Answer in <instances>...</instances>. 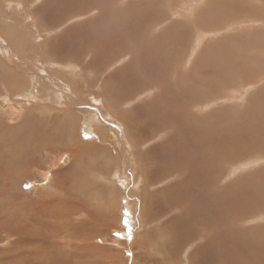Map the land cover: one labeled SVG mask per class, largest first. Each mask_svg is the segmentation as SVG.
Returning <instances> with one entry per match:
<instances>
[{
	"label": "bare ground",
	"instance_id": "bare-ground-1",
	"mask_svg": "<svg viewBox=\"0 0 264 264\" xmlns=\"http://www.w3.org/2000/svg\"><path fill=\"white\" fill-rule=\"evenodd\" d=\"M34 1L35 0H0V22L2 21L0 23V64H4L1 65L0 68V97L5 93L7 97L6 100H11L14 99L13 97L17 94L19 99H22V97L24 98L23 101L21 100L22 102L18 100L19 104H24L27 101L29 102V100L33 98L36 103L45 99L53 102L61 101L62 99L55 95L58 90H62L63 88L60 82L57 83L60 78L53 79L55 83H51H54L56 86H51L50 80L52 81V79H40V77L39 79L32 80L21 79V73H19L22 71L27 72L29 75H35V72L32 71L33 69H31V71L28 70V68L30 69L28 65L26 67L23 66L30 62L33 68V61L31 56L24 57L20 55L21 48L27 47L26 44L29 45L31 43L30 46H35V44L38 43L40 49H43L45 47L44 41L47 45L52 43L51 39H49L51 38V29H53L51 19L54 20V18H51L52 14H50L51 16L45 14L47 15L45 17L46 19L41 25V29H44L43 31L39 29V24L37 20H35V16L46 13L49 7L52 8V5L49 7L46 6V10L41 12V9L36 7L37 4L35 5L39 0H36L37 2ZM66 1L69 2L68 6L72 8V11H78V9L75 10L78 0H65V2H63L66 4ZM208 1L212 2V0H192L188 5L184 6L183 4L181 10L177 9L174 10V12H170L173 17L176 16L180 18L183 15L187 16L186 14L191 16V13L193 14V11L196 10L197 7L207 4ZM152 3L149 1L148 6ZM243 3L245 2L243 1ZM261 3H263V5L260 9L253 8L251 3H248L250 6L246 7L248 9L250 8L252 13L264 16V0H261ZM58 4L54 5L57 6ZM80 4H82V2ZM143 4L145 3L140 5L142 6ZM106 5L108 4L106 3ZM171 5H173V2H170V6ZM105 7L107 8V6ZM4 8H8L13 12L7 13ZM147 8V6L142 8V13L145 14L142 19L135 17L137 19L132 18L133 23L128 22L131 23L132 26L129 24L125 26L126 22H123L124 24L121 22L123 25L120 33H125L126 35L127 32H130L128 27L131 26L132 32L135 31L137 32L136 34H138L144 27L149 28V24L153 25L154 28L156 26L158 27V24L169 20V18H165L166 20L161 22L160 20L164 18L158 19L156 15L152 14L150 9L148 8L147 10ZM2 9H4V13ZM226 9L227 14H229L228 11L233 12L232 7ZM222 10L224 11L225 9ZM68 11H70L69 8L67 14ZM197 11H202V17L205 21L209 20L208 22H210V19L211 22L213 21L210 11L206 12V9L203 8ZM52 12L54 13L55 11L53 10ZM82 12L84 11L82 10ZM102 12L108 15L106 11ZM63 13L64 14L60 12L62 15H65L66 12ZM112 14L109 16L112 17ZM117 15L118 14L113 15L115 20ZM119 16L120 14L118 18ZM124 18L125 16L123 20ZM188 18L190 19V17ZM104 20L103 18V20H100L98 23L96 21V23L89 22L88 25L95 24L97 26H104V28L108 25L109 27L111 26V29H108V31H110L113 38L116 34L115 32L119 31V26H121L120 22H118L119 19L112 22L113 26L110 25L112 20H110V22L108 19ZM191 20L192 19H190V21ZM85 28L87 29V26L84 27V29ZM47 29H49V31H47ZM199 31L203 32L201 30ZM80 32L78 34H80ZM81 33L83 34L86 32L83 31ZM180 34L182 36L181 43L187 41L183 31L180 32ZM198 34L200 35L195 38L196 48L202 44L207 35L205 32ZM260 34L263 35L261 32ZM129 38L130 36L128 35L127 39ZM83 39L85 40V37ZM92 39H94V37L91 38V40ZM106 39H108L107 36ZM99 40H97V43ZM205 40H207V38ZM184 43L181 46L184 45L186 47V43ZM150 44L151 42L149 45ZM102 45L103 44H101V46ZM4 47H7V49L9 48V51H4ZM106 49L108 50V47L104 50ZM180 49L182 48L180 47ZM109 50H111V48ZM196 50L197 49L192 51V57H194ZM235 50L237 51V49ZM42 51L43 50H40L39 52ZM63 51L64 50H56L51 47L50 50H45V52H43L42 60L39 59V61H45L46 64L55 65L56 67L66 68L65 62L67 57L66 52L65 55L61 54ZM148 52L143 53L140 57L142 68L145 67L146 72L151 75L150 77H155L157 74L162 75L161 67L165 65V58L161 57L156 50H153L151 54ZM174 53L177 55L178 52ZM71 55H73L72 52ZM79 58L81 57L79 56ZM85 58H87L86 55ZM231 58H233V56ZM177 61L178 60H176V62ZM193 61H195L196 64V61L198 63L200 60L196 58ZM72 63L75 64L74 61ZM224 63L227 64L226 62ZM185 64L186 63L183 65ZM87 68H90V65ZM234 68L236 69V67ZM63 71L60 73H63ZM81 71L83 72L84 70ZM223 71H221V74ZM47 72H49V70H47ZM205 72V75H209L210 73L213 75L214 70L208 69ZM189 73L190 72H188V74ZM39 74L44 76L41 73ZM239 74L241 73L239 72ZM248 74L247 72L246 77ZM134 77L131 78L134 79ZM138 78H141V76ZM129 79L127 80L129 81ZM171 79L173 78L171 77ZM35 80H44L45 84L38 89L35 86ZM187 81L182 82L180 85L178 81L174 82V85H171L166 92L165 89L163 91L161 87L163 79H155V81L153 80V85L147 88L149 91H147L148 94H146V97L152 98L151 101L148 103L146 100L145 102L131 106V102H133L132 87L129 92L125 88L126 93L116 94L110 88L109 81L107 80L100 82L97 87L95 86L96 83L93 86V83L83 80L82 83H84V86L87 88L96 87L97 91H101V94H99L100 96H95L94 93L89 95V97H93L92 101H94V103H97L99 106L103 105L101 107H104L103 102H105V98H111L110 94L113 93L114 98H112L111 103L123 104L124 106L122 107L124 110L122 112L126 111L123 113V116L119 115L118 117L119 122H117L118 127L116 126V132L113 133L112 128H109V130L104 128L101 129L102 131L99 136L98 133L96 134V125L97 123L99 124L101 115L104 114L103 111H98L99 113L95 112L93 116H86L85 125L87 133L97 137V141L89 144L84 143L81 134L77 133L79 130L78 118L74 116L72 111L66 110V108L63 107L60 108L58 114L59 107H54L48 103L43 105L40 103L42 106L39 105L29 108L21 117L19 116L21 112L19 113L18 109L11 110L12 116H18H16L15 119H7L11 122L10 124H7L6 120L0 119L3 120V123H0V264H68V258H66V253L68 252L73 255L88 256V261L90 262L86 264H102L100 259L102 260L103 258L109 259L108 264H115L119 256L117 250L106 244L96 245L94 242L102 237H106V231H109L113 227L116 220V206H118L119 203H116L118 191H114L116 184L113 181L114 178H118L120 184L124 187H133L134 189L140 187L142 190L141 194L136 193L138 194V197H136L138 199L136 202H133L135 205H138L139 211L137 213L134 212L133 204L130 205L128 209L129 216L127 217L129 218L130 224L133 225V222L136 224L135 222L137 221L139 232L142 231L140 234L137 232L135 238H139L140 236L143 239L141 244L138 243L136 245L135 253L133 251L134 256L132 257L131 264H177L178 261L173 262L174 257L184 251L188 256H186V264H264V225L260 224L264 221V99H257L259 106L255 107L257 108V112L253 115L250 112H243L240 118H238L239 116L229 118L227 117L229 114L226 116V112H217L214 116L199 120L198 117L193 114V111L195 112L196 109L198 111L202 110V112L204 110L209 111L211 106L222 103V101L224 102L225 99L220 101L219 96L222 98L227 94H224V90H221L219 87H214L213 79L211 82L205 79H194V86L184 85ZM227 83L228 82L225 83V87L229 86ZM221 84L222 88H225L223 81L220 83V86ZM142 85L143 87L146 86L143 83ZM254 85L255 84L252 85V83H248L244 85L245 87H242V90L244 91L245 89L248 93V89L255 88ZM60 86L62 87L61 89ZM203 87H206L208 91H202ZM27 88L28 91H25ZM232 89L234 90L235 87L233 86ZM239 89L237 90L236 88L237 91L234 90L235 92H232L233 98L237 97V95H239L240 98L246 95V92H242V90ZM77 90L78 89H76V91ZM255 91L257 92L256 89ZM156 92L158 93L155 99ZM72 93H74V91ZM77 93L79 94V91ZM138 95L139 93L137 96ZM208 96L210 97L208 98ZM249 96L250 95H248V98ZM259 96L262 97L261 95ZM198 97L201 98L202 101H200ZM249 102L253 103L252 101ZM73 103L76 104V101ZM60 105L63 106V103H60ZM170 108L180 112L177 116L169 114L172 116H170V121H165V119L161 117L164 116V113H167L169 110L171 111ZM250 108L254 107L251 106ZM103 109H105V107ZM54 110H57L58 115H56V113L55 115L53 114V112H55ZM214 112L216 113V111ZM211 115H213V113ZM122 119L124 121V126H126V132L123 130L124 133L120 130L119 126L122 123ZM51 127L55 129V133H50V137L47 138L44 128L51 129ZM167 128L170 129L172 134L163 138L165 134H163V132H166L165 130H167ZM110 131L113 134H111ZM109 134H111V136H109ZM153 143L156 144L149 148L148 145H152ZM43 146L52 148L56 146L60 149H64L65 147V149L68 150V153L64 154L60 159L61 165H66V169L62 167L53 175V177H56V184L63 187V189L59 191V193H61V201H58L54 197L49 198L44 194H39L43 200L40 202H33L28 200V197L22 191L23 182L27 175H29L30 167L32 166V152L27 151V148L31 149ZM20 147H23V149H20ZM113 148H117L125 154L123 157L125 168H120L115 165L113 161L114 157L115 160H120L119 158H121V156H119V151H117V155H115V152L113 153ZM133 153H135V155H133ZM89 154H92V156ZM253 154H260V156L251 158ZM88 156L98 158V160H95L97 167L93 166L92 168L93 170L96 168L95 171L99 178L95 176L94 179H92L94 180L92 184L84 186L85 184L80 185V182L83 179H89V167L87 166L88 161L86 160ZM117 162L120 163L119 161ZM227 163H231L229 177L240 171L252 170L249 171V173H252L253 170H261L253 174V177L251 174L244 175V177L241 178L242 181H238V184H228L223 190L221 186L226 183L222 182L221 176L223 174V166L227 168ZM126 167L129 169H126ZM130 171L132 172L133 186H130L131 182L128 178V173ZM86 173L87 175H84ZM112 177L114 178L112 179ZM226 177L224 179H226ZM50 186L53 187L52 184ZM55 186L57 187V185H54V187ZM124 187L122 188L124 189ZM130 188L128 191L130 192L129 195L134 199L133 192H135V190ZM92 189L95 191L98 190L100 194L103 195L102 200H104V204L102 208L97 205L93 207L89 205L90 202L85 195L91 192ZM231 189H233L234 192L230 194ZM47 198L48 200L44 201V199ZM111 201L112 203L115 201L114 206L112 205L113 208L110 205ZM130 202L128 203L130 204ZM45 203L47 206H45ZM58 205L60 207H58ZM85 211L93 218L92 222H87V219L82 218L81 214ZM173 212L174 214L178 213V215L168 218L167 216H170V213ZM67 218L72 219L74 221L73 224L67 222ZM246 220H249L250 223H259L243 228L241 224ZM151 225L158 227H154V230L148 232L145 231L147 228H150ZM66 238L68 239L66 240ZM53 240H55V243L58 245H53ZM79 242L83 243L79 245L75 251L65 250L66 246L69 245L70 249H72V247H74L73 245H78ZM150 248H154L155 251L153 252ZM170 257H173L172 260Z\"/></svg>",
	"mask_w": 264,
	"mask_h": 264
},
{
	"label": "rangeland",
	"instance_id": "rangeland-1",
	"mask_svg": "<svg viewBox=\"0 0 264 264\" xmlns=\"http://www.w3.org/2000/svg\"><path fill=\"white\" fill-rule=\"evenodd\" d=\"M63 1L65 2V0H62V1L61 0L60 1L59 0H39L38 2L35 0L34 2H37V3H35V5L37 4L36 7H38V9L40 8L41 12H44L46 10L45 9L46 6L49 7L52 5V8L51 7L48 8V11L50 13L47 11L44 14H39V15L35 16V20H37V22L39 24V29L41 31H43L44 29H41V25L44 22V20L46 19L45 17L47 15H45V14H49V15L52 14V16L51 15L50 16H51V18H54V20L51 19L53 29H51V32H52V33H50L51 38H49L52 41V43L50 45H51V47H53V49L64 50L61 53L62 55H65V52H66V57H67L66 62H65L66 68L58 67V66L56 67L55 65L53 66L50 64H46L45 61L44 62L41 61L42 63L39 61V59L42 60V56L44 54L43 52H45V50H50V48H51L50 45L49 44L47 45V43H45V41H44L43 43H44L45 47L43 49H40L38 43L35 44V46H30L31 43L29 45L26 44L27 47L25 46V48H21V54L20 55L24 56V57L31 56L32 61H33L32 62L33 68L31 67L30 62L26 63L23 66L26 67L28 65L30 67V69L28 68V70L31 71V69H33L32 71L35 72V75H29L27 72H22V71L19 72V73H21V79H31L32 80V79H39V77H40V79H52V81L50 80L51 86H53L55 83L54 82L55 80H53V79H59L60 78V80L57 81V83L60 82L63 88L60 86V89L62 88V90H58V92L55 93V95L58 97H61L62 99H61V101L58 99L59 101H57V102L48 101L47 99H45L46 101L43 100V101H38L36 103V101L33 100L34 99L33 98V99L29 100V102L27 101L24 104H19L18 100L23 101L24 100L23 97H22V99L21 98L19 99L17 97V94H16L13 97L14 99L6 100L7 97H6V94L4 93L3 96L0 97V119L6 120L7 124L11 123L7 119H15L16 116H18V115L12 116L11 110L18 109L19 113L21 112L20 113L21 115L19 114V116L21 117L22 115H24L28 111L29 108L39 106V105H41L40 103H42V105L48 103L54 107H59L58 108V114H59V110L61 107L66 108V110L72 111V113H74V116H76L79 120V127H78L79 130L77 131V133L81 134V137H82V140L84 141V143L89 144L91 142L97 141V137L87 133L86 125H85L86 116H89V115L93 116V114L95 112L103 111L104 114L101 115V120H100L99 124L97 123V125H96V134L98 133V136H99L100 132L102 131L101 129H104V128H107L108 130H109V128H112L113 133L116 132V130H117L116 126L118 127L117 122H119L118 117H119V115L123 116V113L126 112V111L122 112L124 110V108L122 107V106H124L123 104L121 105V103H118V104L117 103H111L112 98H114L113 93L110 94L111 98H109V97L105 98V100H104L105 102H103L105 109H103L104 107H101L103 105L99 106L97 103H94V101H92L93 97H89V95L92 93H94L95 96H98L99 94H101V91L100 90L97 91L96 87L103 80L109 81L110 88L116 94H124V93H126V89L129 92L130 88L132 87V91H133L132 101L134 103L131 102L132 103L131 106H133V105L145 102L146 100L148 101V103H149V101H151L152 98L146 97V94H148L147 91H149L147 88H150L153 85L152 83H153V80L155 81V79H163V83H162L161 87H162L163 91L165 89L166 92L168 91V88L171 85H174V82H177V81L179 82L178 84L180 85L182 82L188 80L186 82V84H184V85L192 86L194 79L195 80L196 79H201V80L205 79L209 82H211V80L213 79L214 87L215 88L219 87L221 90H224V92L223 91L222 92L224 94H227L225 96H228V97L223 96L221 98V96H219L220 101L225 99L226 102L224 100V102L222 101V103L211 106L209 108L210 110L207 109L209 111L204 110L202 112V110L198 111L197 109L195 110V112L193 111V114H195V116H197L199 120H204V119H207L208 117L214 116L217 114V112L218 113L226 112V116H227V114H229L227 116L229 118H233L234 116H236V117L239 116L238 118H240V117H242L243 112L244 113L250 112L253 115L254 113L257 112V108H255V107L259 106L257 99H261V98L264 99V16H260V15H257L255 13H252L250 8L249 9L247 8L250 6V5H248V3H251L253 8H255V9L262 8L261 6L263 5V3H261V0H224V1L223 0H219V1L218 0H212V2L208 1L207 4H205L206 6L201 5L200 7H197L196 10H194L195 13L193 11V14L191 13V16L186 14L187 16L183 15L180 18L176 17V16L173 17L171 15L170 11L174 12V10H177V9L181 10V7L183 6V4H184V6L188 5L192 2V0H132V2H131V0H110V1L109 0H78L77 4H76V9H75V10L78 9L77 12L72 11V8L70 6H68V4H69L68 1H66V4ZM80 1L82 2V4H80L81 3ZM149 1L151 3L152 2L153 3L148 6ZM222 1H223V3H222ZM243 1L245 3H243ZM54 2H56V3H54ZM58 2H59V4H58ZM60 2H62V3H60ZM78 2H80V3H78ZM170 2H173V5L170 6ZM106 3L108 5H106ZM142 3H145V4H143L144 6L140 5ZM54 4L55 5L58 4V5L55 6ZM79 5H81V6H79ZM104 5L107 6V8ZM213 5H215V6H213ZM146 6L150 9L152 14L156 15V17L158 19L164 18L163 20H160L161 22L166 20L167 18H169V20H166L163 23L158 24L159 28L157 26L153 28V25L149 24L148 25L149 28L144 27L138 34H136L137 32H135V31L132 32L131 23H133V19H137V18L142 19V17L145 15L142 13V8H144ZM56 7H58V8H56ZM96 7H98L99 10ZM231 7L233 9V12L228 11L229 14H227L226 8H231ZM68 8L71 12L68 11V14H67ZM79 8H80L81 12L79 11ZM140 8H141V10H140ZM148 8H147V10H148ZM202 8L206 9V12L210 11L211 16L213 17L212 22H211V19H210V22H208L209 20H206L207 21L206 22L202 17V11H197V10L202 9ZM245 8H247V9H245ZM4 9H2L3 13H4ZM222 9H225L224 11L226 13ZM51 10L52 11L54 10L55 12L53 13ZM82 10L84 12H82ZM5 11H7V13L13 12V11L9 10L8 8H6ZM59 11L62 12V14H64L63 12H66L65 15H67V16L60 14ZM102 11H104V12L106 11V14H108V15H105ZM109 11H110V13H109ZM116 11L117 12L119 11V12L117 13ZM69 12H70V14H69ZM75 13H76V15H75ZM111 14H112V17L115 14H118V15L120 14V16H121V17L119 16V18H118V15H117V17H116V20L119 19L118 22H120L121 26H119L120 29H118L119 31L115 32L116 34L113 36V38H112V34L110 33V31H108V29H111V26L109 27V25L108 26L106 25L107 27L104 28V26H97L95 24L88 25L89 22L94 23L96 21L98 23V22H100V20L102 21L104 18L105 20L108 19L109 22H110V20H112L110 22L111 24L110 23L109 24L113 26L112 22H114L116 20L114 19V17L112 19V17L109 16ZM123 15L126 18V19L124 18V20H123V17H124ZM127 16H129V17H127ZM135 17H137V18H135ZM188 17H190V19H192V20L194 19L193 22H192V20L190 21V19ZM0 18H1V16H0ZM153 20H154V18H153ZM215 20H216V22H215ZM121 22L122 23L126 22L125 26H127V24L131 25L128 27V30L132 34L130 32H127L126 35H125V33L124 34L120 33V30L122 29V25L124 24V23L121 24ZM128 22H131V23H128ZM85 24H87V25H85ZM163 24H165V25H163ZM83 25H85V26H83ZM86 26H87L88 30L86 28L84 29V27H86ZM166 26H169L170 28L166 27ZM231 26H233V27H231ZM262 28H263V30H262ZM93 29H94V31H93ZM96 29H98V30H96ZM199 30H201L203 32H200ZM47 31H49V29H47ZM80 31L81 32L85 31L86 33L82 34ZM182 31H183L184 36H186L187 41H183V43L184 42L186 43V44L184 43L186 45V47L184 45L181 46L183 43H181L182 42L181 41L182 36H181L180 32H182ZM23 32H24V29H23ZM79 32H80V34H78ZM88 32H90V33H88ZM204 32H205V34H207L205 37V39L207 38V40L204 39L202 44L196 48L195 38H197L200 35L198 33H204ZM260 32L263 33V35L260 34ZM64 33H67V34H64ZM139 34H140V37H139ZM128 35L130 36L129 39H127ZM176 35H177V37H176ZM106 36L108 39H106ZM211 36H212V38H211ZM21 37H23V36H21ZM84 37H85V40L83 39ZM93 37H94V39L91 40V38H93ZM87 40H89V41H87ZM97 40H99L98 43H97ZM138 40L139 41L142 40V41H140L141 43ZM104 41H106V42H104ZM142 42H144V43H142ZM150 42H151V44L149 45ZM110 43L112 46L110 45ZM124 43H126V44L128 43L131 47L128 44L126 45ZM84 44H85V46H84ZM101 44H103L104 46L103 45L101 46ZM107 45H109V46H107ZM77 46H78V48H77ZM201 46H202V48H201ZM104 47L105 48L108 47V50L107 49L104 50L105 49ZM158 47H160V48H158ZM180 47L182 49H180ZM83 48H85V49H83ZM110 48H111V50H109ZM139 48H141L142 50ZM195 49H197V50L195 51L194 57H192L191 53ZM235 49H237V51ZM3 50L9 51V48L7 49V47H4ZM40 50H43V51L39 52ZM144 50L146 52L149 51L150 54L153 50H156L161 55V57L165 58V65H163L161 67L162 75L157 74L155 77H150L151 75L148 72H146L145 67L142 68V63H141L140 57L142 56L143 53H146ZM180 50H181V52H180ZM71 52L73 55H71ZM77 52H78V55H77ZM103 52H104L105 56L103 55ZM174 52H178L177 55H175L176 53H174ZM223 53L226 55H224ZM85 55L87 58H85ZM152 55H151V57H152ZM178 55H179V57H178ZM79 56L81 58H79ZM189 56H190V58H189ZM216 56H218V57H216ZM232 56H233V58H231ZM260 56H262V57H260ZM180 58H182V59H180ZM194 58L195 59L197 58V60L198 59L200 60V61H198V63L196 61L197 65L195 64V61H193V60H195ZM205 58H207V59H205ZM209 58H210V60H209ZM213 58L216 60H214ZM237 58H239V59H237ZM252 58H253V60H252ZM81 59L82 60L84 59L83 64H82ZM176 60H178V61L176 62ZM73 61L75 62V64L72 63ZM182 62H183V64L184 63H186V64L183 65ZM219 62H220V64H219ZM224 62H226L227 64H225ZM248 63H249V65H248ZM1 65H4V64L1 63L0 68H1ZM85 65H88V66L90 65V68H87L88 66H85ZM91 66H93V67H91ZM216 66H217L218 70L216 69ZM82 67H84V68H82ZM199 67H200V70H199ZM234 67H236V69ZM239 67H240V69H239ZM208 69H210V70L213 69L215 74L213 72V75L211 73L209 75H205L206 74L205 71H207ZM24 70H26V69H24ZM47 70H49V72H47ZM81 70H84V71L82 72ZM235 70H236V72H235ZM61 71H63V73H60ZM72 71H74L75 73ZM221 71H223L222 74H221ZM241 71H243L244 73ZM188 72H190V73L188 74ZM239 72L241 74H239ZM247 72L249 74L246 77ZM39 73H41L44 76H41ZM173 74H174V76H173ZM243 74H244V76H243ZM132 75H134L136 78ZM138 75L141 76V78H138L139 77ZM208 76H210V77H208ZM131 77L132 78L134 77V79H136V80L132 79ZM171 77L173 79H171ZM63 78H64V80H63ZM206 78H210V79H206ZM81 79L87 80V82H89V83H93V86L96 83V85H95L96 87L95 88L94 87L93 88H87L86 86H84L85 84L82 83L83 80H81ZM108 79H110V80H108ZM127 79H129L130 82ZM235 80H236V83H235ZM242 80H243V82H242ZM244 80H246V81H244ZM35 81H36L35 86L38 89L40 87H42L43 84H45L44 80H41V81L35 80ZM222 81L224 82V87H225L226 82H228L227 85H229V86L222 88V84L220 86V83ZM248 81H250V82H248ZM51 82H54V83H51ZM141 82L143 84H145L146 86L144 85L145 87H143ZM216 82L219 84H217ZM134 83L137 85H135ZM241 83H243V84H241ZM248 83H252V85L255 84L254 89H248L249 94L247 93V91H245V89H244V91L242 90V87H245L244 85H247ZM32 85H31V87H32ZM58 85H60V84H58ZM232 85L235 87V89H234L235 91H237L240 88L239 90H242V92H246L245 93L246 95H244V97L241 96L242 99L239 97V95H237V97L233 98L232 92H235V91L232 89L233 88ZM237 85H239L240 87ZM54 86H56V85H54ZM122 86L124 89L122 88ZM215 88H212V89H215ZM226 88H228V89H226ZM236 88H237V90H236ZM76 89H78V90L76 91ZM115 89L119 90V91L121 90L120 93H119V91H116ZM255 89L257 90V92L255 91ZM25 91H28V88L25 89ZM73 91H74V93L75 92L76 93L75 94L72 93ZM78 91H79V94L77 93ZM202 91H208V90L206 89V87H203ZM80 92H81V94H80ZM138 93H139V95L137 96ZM157 93L158 92H156V94H155V99H156ZM209 95H210V93H209ZM248 95H250L249 98H248ZM259 95H261L262 97H260ZM209 97L210 96H208V98ZM226 98H228V99H226ZM198 99L200 101H202L201 98L198 97ZM243 99H245V100H243ZM74 101H76V104L73 103ZM216 101H218V100H216ZM249 101H252L253 103H251ZM34 103H35V105H34ZM60 103H63V106H61ZM256 103H257V105H256ZM111 104H113V105H111ZM242 104H244V105H242ZM245 105H247V106H245ZM251 106L254 108H250ZM10 107H11V109H10ZM7 108H8V110H7ZM172 108H170L171 111L169 110L167 113H164V116H162L161 118L165 119V121H170L169 119H171V117L173 115L177 116V114L180 111L172 110ZM223 110H225V111H223ZM54 111L55 112H53V114L55 115V113H56V115H58L57 110H54ZM84 111H86V112L88 111V112L86 113ZM214 111H216V113ZM185 113H186V110H185ZM210 113L211 114L213 113V115H211ZM169 114H171L172 116ZM38 116L40 117L39 114H38ZM50 119H52V118H50ZM3 120H0V123H3ZM121 121H122V123L121 124L119 123L120 124L119 125L120 130L125 131L126 126H124L123 119ZM44 129L46 130V137L47 138L50 137V133H52V134L55 133V129H53L52 127H51V129H49V128H44ZM168 129L169 128H167V130H165L166 132H163V134L165 133L163 138H166L168 135L172 134V132H170V129L169 130ZM97 130H99V131H97ZM124 131H123V133H124ZM110 133H111V131H110ZM113 133H111V134H113ZM40 134H44V133H40ZM111 134H109V136H111ZM113 141H115V140H113ZM155 144L156 143H153L152 145H148V147L151 148ZM20 149H23V147H20ZM27 151L32 152L31 161L34 162V163L31 162L32 166L30 167V173H29V175H27L26 179L23 182V186H22V188H23L22 191L28 197V200L33 201V202H40L43 199L40 197L41 195H39V194H44L45 196H47L49 198L54 197L58 201H61L62 198H61V193H59V191H61L63 189V187L59 184H56V182H55L56 177H53V175L55 174L56 171H58L62 167H64V169H66V165H63V166L61 165L60 159L64 154L68 153V150H66L65 147H64V149H60L56 146L53 148L43 146V147H34L31 149L27 148ZM117 151L120 152L119 156H121V158H119L120 160H118V159L115 160V157H114L113 161L115 162V165H117L118 167L125 168V164L123 161V157L125 156V154L122 151L118 150L117 148H115V149L113 148V153L115 152V155H117ZM89 155L92 156V154H89ZM133 155H135V153H133ZM259 156H260V154H253L251 156V158H255V157H259ZM86 160L89 163V164L87 163V166L89 167V174H88L89 179H83L80 182L81 183L80 185L85 184L84 186H88V184H92L94 182V180H92V179H94L95 176L97 178H99L98 174H96V171H95L96 168H94V170L92 168L93 166H96L95 160H98V158H96L94 156L93 157L88 156V158ZM117 161H119L120 163H118ZM121 163H123V164H121ZM97 165H98V163H97ZM230 168H231V163H227V168H225L223 166V174L221 176V180H222V182L226 183V184H222V182L220 181V183L222 184L221 188L223 190L225 189V187L228 184H231V185L232 184H238V181H242L241 178L244 177V175L251 174L253 177V174H255L261 170V169H258L259 171L253 170L252 173H249V171H252V170L240 171V172L236 173L235 175H232L231 177H229ZM126 169H129V168L126 167ZM263 170H264V167H263ZM84 175H87V173ZM131 175H132V172L130 171L128 173V178H129V181L131 182L130 186H133L134 185V183H132L133 177ZM134 175H135V173H134ZM225 177H226V179H224ZM113 178L114 177H112V179ZM134 179H135V176H134ZM113 181H114V183H116L114 191L115 190L118 191V193L116 195V200H117L116 203L117 204L119 203L118 206H116L118 208V209L116 208V220H115L116 223L114 222L113 227L109 231H106V234H107L106 237H104V238L102 237V238L98 239V241H94V242L96 245L106 244V245H109L111 248H115L117 250V252L119 253L118 254L119 256H118V259L116 260L115 264H131L132 257L134 256V253L136 251V249H135L136 245L138 243L141 244L143 239L140 236H139V238H137V237L135 238L136 233L139 232L138 223L136 221L135 222L136 224H134V222H133V225L130 224L129 218L127 217V216H129V210L128 209H129V206L133 204L132 206H133L134 212L137 213L139 211L138 205H135L133 202H136L138 199V198H136V197H138V194H136V193L141 194L142 190L140 189V187H137V189H134L133 187H131V188L129 187L130 189L133 188L135 190V192H133L134 193V199H132L129 195L130 192H128L129 191L128 187L122 186L120 184L118 178H114ZM51 184L53 187H54V185H57V187L55 186L53 188L50 186ZM121 186L124 187V189ZM217 188L219 190L218 184H217ZM233 192H234V190L231 189L230 194ZM85 196L88 198V200L90 202L89 205L91 207L96 206V205L101 206V208L103 207V204H104V200H102L103 195L100 194V192L98 190L95 191L94 189H92L91 192L87 193ZM66 198H67V196H66ZM45 200H48V198L44 199V201ZM112 201H113V199H112ZM112 201H111L110 205L113 208L115 201L113 203H112ZM128 202H130V204ZM46 203H45V206H47ZM42 207H43V205H42ZM58 207H60V206L58 205ZM174 212L170 213V216H167V217L169 218V217H174V216L178 215V213L174 214ZM171 214H173V215H171ZM81 215H82L83 219H87L86 220L87 222L93 221V218L89 216L87 211L83 212V214H81ZM66 220L70 224H73V222H74L72 219H69V218H67ZM258 223H256V222L250 223L249 220H246L241 225L243 228H247L249 226H252L253 224L257 225ZM260 224L264 225V221H262ZM154 227H158V226L151 225V227L147 228L145 231L148 232V231L154 230ZM140 232H142V231H140ZM140 232H139V234H140ZM67 239L68 238H66V240ZM53 242H54L53 245H55V244L58 245L57 243H55V240H53ZM82 243L83 242H81V243L79 242L78 245L74 244L73 245L74 247H72V249H70V247L68 245V246H66L65 250L66 251H73V250L75 251L78 248V246L81 245ZM118 244H119V246H118ZM150 250H152L153 252L155 251L154 248H150ZM66 251H64V252H66ZM133 251H134V253H133ZM184 252L176 255V257H174L173 262L178 261L177 264H184V263L186 264L187 263L186 262V256L187 255L185 254L186 252L185 253ZM66 258H68V261H67L68 264H86V263L90 262V261H88L89 260L88 256L84 257V256L77 255V254L73 255V254H70L69 252L66 253ZM170 258L172 260L173 257H170ZM108 261H109V259H106V258L105 259L103 258L102 260L100 259V262L102 264H108L109 263ZM93 262H94V260H93ZM188 264H190V263H188Z\"/></svg>",
	"mask_w": 264,
	"mask_h": 264
},
{
	"label": "crops",
	"instance_id": "crops-1",
	"mask_svg": "<svg viewBox=\"0 0 264 264\" xmlns=\"http://www.w3.org/2000/svg\"><path fill=\"white\" fill-rule=\"evenodd\" d=\"M118 253V252H117Z\"/></svg>",
	"mask_w": 264,
	"mask_h": 264
}]
</instances>
